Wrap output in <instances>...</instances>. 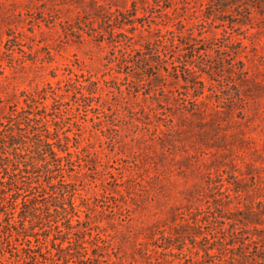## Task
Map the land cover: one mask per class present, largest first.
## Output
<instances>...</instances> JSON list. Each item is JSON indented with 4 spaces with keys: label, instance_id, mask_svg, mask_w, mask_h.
<instances>
[{
    "label": "rangeland",
    "instance_id": "374dc122",
    "mask_svg": "<svg viewBox=\"0 0 264 264\" xmlns=\"http://www.w3.org/2000/svg\"><path fill=\"white\" fill-rule=\"evenodd\" d=\"M170 30L225 58L222 85L206 80L205 114L184 104L181 80L137 74L136 92L118 72L112 39L139 48ZM29 100L69 138L76 224L96 264L177 262L156 240L195 209L207 177L250 190L246 205L264 200V0H0V125ZM15 239L0 264H26ZM251 251L264 257V238Z\"/></svg>",
    "mask_w": 264,
    "mask_h": 264
},
{
    "label": "trees",
    "instance_id": "16d2710c",
    "mask_svg": "<svg viewBox=\"0 0 264 264\" xmlns=\"http://www.w3.org/2000/svg\"><path fill=\"white\" fill-rule=\"evenodd\" d=\"M118 19L115 21L120 24ZM125 21L137 29L135 17ZM96 33L103 35L101 31ZM115 33L111 31L114 36ZM166 34H159L139 48L136 43L127 44L126 35L124 39H112L114 47L121 48L116 57L118 72L137 82L136 92L142 81L137 74H151V80L160 76L181 80L186 89L184 104L191 100L190 112L205 114L202 97L206 80L222 85L225 58L212 60L214 51L200 50L193 34L186 36L173 30L168 37ZM223 50L220 45L215 48L216 53ZM216 76L220 79L216 80ZM29 101L27 109L15 110L9 123L0 125V244L16 237L21 246L15 248L16 253L26 264H96L98 259L85 246L88 228H77L76 224L81 222V204L76 201L77 188L71 182L74 168L69 138L59 134L61 127L56 117L48 119L49 112H39L31 104L34 100ZM225 103L228 98L220 99L218 105ZM49 111L53 114L60 110L51 107ZM217 176L207 177L195 197L199 204L187 218L162 229L156 246L164 250V255L178 259L167 263L264 262V257L250 256L254 244L264 238V200L244 204L240 199L250 190L239 186L222 189L223 180L216 181L221 178ZM233 197L236 202L231 201Z\"/></svg>",
    "mask_w": 264,
    "mask_h": 264
}]
</instances>
